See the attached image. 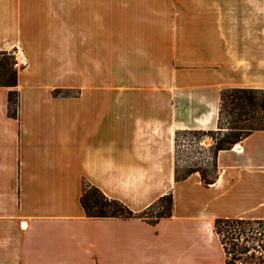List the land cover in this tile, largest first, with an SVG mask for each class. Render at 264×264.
Instances as JSON below:
<instances>
[{
	"label": "crops",
	"instance_id": "0c3cea01",
	"mask_svg": "<svg viewBox=\"0 0 264 264\" xmlns=\"http://www.w3.org/2000/svg\"><path fill=\"white\" fill-rule=\"evenodd\" d=\"M21 52L0 87V264H226L218 219L264 220V131L175 179L179 131L218 130L221 93L264 90V0H0ZM61 91L60 94H56ZM85 185L141 213L90 218Z\"/></svg>",
	"mask_w": 264,
	"mask_h": 264
},
{
	"label": "trees",
	"instance_id": "16d2710c",
	"mask_svg": "<svg viewBox=\"0 0 264 264\" xmlns=\"http://www.w3.org/2000/svg\"><path fill=\"white\" fill-rule=\"evenodd\" d=\"M15 58L11 53L0 52V87L9 88L8 111L13 117H18L19 92L18 71L14 68ZM57 91L56 94H60ZM264 131V90L229 88L221 93L218 130L216 131H179L176 134L177 160L175 179L177 182L188 179L195 173H200L205 186H210L217 177L216 159L220 151L230 150L254 132ZM192 141V147L197 153L203 154L214 161L215 172L200 168L180 169L178 160V141ZM207 136H213L215 144L205 150L201 141ZM190 139V140H189ZM82 206L90 218H139L151 225H156L162 219L173 216L174 198L172 194L161 197L157 202L141 213L133 212L126 204L106 196L99 188L85 185L81 197ZM215 231L221 237L224 250L228 255L226 264H264V256H256L258 251L255 243L264 252V220L218 219ZM241 240L243 243L241 244ZM252 243V245H248ZM254 251V253H251ZM251 253V255H250ZM232 254V257H229Z\"/></svg>",
	"mask_w": 264,
	"mask_h": 264
},
{
	"label": "rangeland",
	"instance_id": "374dc122",
	"mask_svg": "<svg viewBox=\"0 0 264 264\" xmlns=\"http://www.w3.org/2000/svg\"><path fill=\"white\" fill-rule=\"evenodd\" d=\"M192 143L193 142L191 140L185 142L182 136L179 138L178 160L180 162V169L184 171L187 170L188 168H200L202 170H207L214 174L215 172L214 161L211 160L209 157L206 158L205 156H203V154L197 153L198 150L196 147L191 146ZM214 144H215V139L213 136H207L203 138L201 141L202 148H204L205 150H209ZM240 243L242 244L243 240H241ZM248 245H252V243H249ZM255 246H257L258 249V251L256 252V256L257 257L261 255L264 256V252L262 249H260L258 243H255ZM251 253H254V251H251Z\"/></svg>",
	"mask_w": 264,
	"mask_h": 264
},
{
	"label": "built area",
	"instance_id": "2783aa9c",
	"mask_svg": "<svg viewBox=\"0 0 264 264\" xmlns=\"http://www.w3.org/2000/svg\"><path fill=\"white\" fill-rule=\"evenodd\" d=\"M14 58H15V63H14V68L16 70H20L21 68L25 67L27 65V59L24 55L20 54V52H12L11 53ZM202 146V145H201ZM229 257H232V254H229ZM238 264H242L241 262H239Z\"/></svg>",
	"mask_w": 264,
	"mask_h": 264
},
{
	"label": "bare ground",
	"instance_id": "6f19581e",
	"mask_svg": "<svg viewBox=\"0 0 264 264\" xmlns=\"http://www.w3.org/2000/svg\"><path fill=\"white\" fill-rule=\"evenodd\" d=\"M20 54H22V53L20 52Z\"/></svg>",
	"mask_w": 264,
	"mask_h": 264
}]
</instances>
